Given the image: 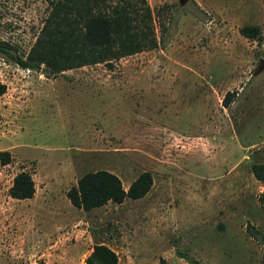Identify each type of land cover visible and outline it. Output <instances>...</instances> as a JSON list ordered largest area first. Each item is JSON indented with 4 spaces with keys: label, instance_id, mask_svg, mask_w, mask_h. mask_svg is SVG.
Here are the masks:
<instances>
[{
    "label": "rangeland",
    "instance_id": "obj_1",
    "mask_svg": "<svg viewBox=\"0 0 264 264\" xmlns=\"http://www.w3.org/2000/svg\"><path fill=\"white\" fill-rule=\"evenodd\" d=\"M157 43L112 60L45 75L0 54V264H84L104 243L116 264H261L264 189V0H146ZM47 0H0V38L21 54ZM256 24L260 40L239 27ZM233 91L228 105L222 98ZM137 198L84 210L66 190L89 170ZM30 173L34 192L8 194Z\"/></svg>",
    "mask_w": 264,
    "mask_h": 264
},
{
    "label": "trees",
    "instance_id": "obj_2",
    "mask_svg": "<svg viewBox=\"0 0 264 264\" xmlns=\"http://www.w3.org/2000/svg\"><path fill=\"white\" fill-rule=\"evenodd\" d=\"M48 11L25 54L8 40L0 38V54L18 66L39 70L45 75L85 64L112 60L137 51L152 48L157 40L153 17L146 0H47ZM239 32L252 39L262 38L256 24H245ZM0 85V93L3 91ZM233 91H226L223 105H228ZM10 160L8 150H0V161ZM250 170L264 187V162H253ZM148 170L140 171L123 187L120 178L106 169L89 170L76 178L66 190L69 202L84 210L107 201L121 202L125 197L144 195L151 185ZM34 182L29 172L19 170L8 186L11 197L29 198ZM264 202V189L258 194ZM251 233L262 243L261 264H264V234L253 229ZM179 256L189 264H200L186 252ZM115 252L104 243H94L84 257V264H116Z\"/></svg>",
    "mask_w": 264,
    "mask_h": 264
},
{
    "label": "water",
    "instance_id": "obj_3",
    "mask_svg": "<svg viewBox=\"0 0 264 264\" xmlns=\"http://www.w3.org/2000/svg\"><path fill=\"white\" fill-rule=\"evenodd\" d=\"M187 0H178L180 4H184Z\"/></svg>",
    "mask_w": 264,
    "mask_h": 264
}]
</instances>
